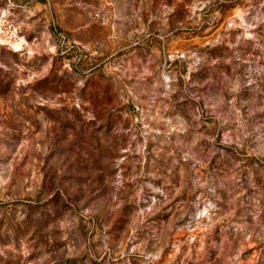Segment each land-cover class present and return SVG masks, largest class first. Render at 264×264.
Listing matches in <instances>:
<instances>
[{
    "label": "rangeland",
    "instance_id": "1",
    "mask_svg": "<svg viewBox=\"0 0 264 264\" xmlns=\"http://www.w3.org/2000/svg\"><path fill=\"white\" fill-rule=\"evenodd\" d=\"M0 264H264V0H0Z\"/></svg>",
    "mask_w": 264,
    "mask_h": 264
}]
</instances>
